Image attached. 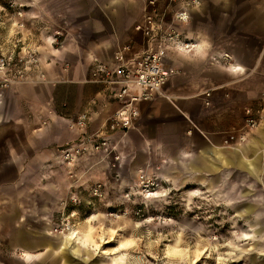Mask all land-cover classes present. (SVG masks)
<instances>
[{
  "label": "rangeland",
  "instance_id": "1",
  "mask_svg": "<svg viewBox=\"0 0 264 264\" xmlns=\"http://www.w3.org/2000/svg\"><path fill=\"white\" fill-rule=\"evenodd\" d=\"M30 10L27 0H0V54L15 59L13 71L29 76L0 91L42 79L47 62L58 58L54 73L64 62L75 79L58 85V105L73 104L78 83H83L82 96L90 101L96 84L90 81L94 54L83 64L69 66L61 50L65 35L43 33L39 26L35 30ZM57 33L59 41L54 40ZM31 49L40 58L38 66L28 61ZM222 53L230 58L222 54L219 59L232 68L233 53ZM245 101L239 123L218 133L213 142L193 132L190 122H182L178 129L163 131L158 146H142L135 138V148L128 131L116 135L109 150L75 160L62 159V145L47 152L48 160L27 152L16 164L7 162L2 152L0 264H264V115L258 103ZM95 103L96 98L89 105ZM248 109L258 120L254 127L247 123ZM99 129L90 128L89 133ZM12 136L9 130L0 138ZM253 138H260L263 146L245 161L260 158L256 178L244 168L222 163L218 170L189 165L202 149L235 150ZM245 204L255 205L256 211L244 212ZM72 232L77 235L73 240ZM44 238L53 243L41 244ZM61 239L69 243L65 257L54 247ZM53 257L56 261L49 262Z\"/></svg>",
  "mask_w": 264,
  "mask_h": 264
},
{
  "label": "crops",
  "instance_id": "2",
  "mask_svg": "<svg viewBox=\"0 0 264 264\" xmlns=\"http://www.w3.org/2000/svg\"><path fill=\"white\" fill-rule=\"evenodd\" d=\"M27 1L35 19L32 26L35 30L39 26L43 33L61 31L65 35L61 50L69 66L83 64L91 54L111 60L117 48L127 42L135 43L136 50L142 46L135 24L142 17L145 0ZM185 28L199 46L191 53L179 50L169 53L167 66L176 72L162 95L141 105L137 125L126 135L135 148L138 146L135 138L141 140L142 146L147 142L160 145L163 131L178 129L182 122H190L193 132L213 142L218 133L239 123L247 98L253 104L258 103L264 115V0H203L193 10L192 20ZM223 51L233 53L232 68L219 59ZM54 62L59 59L47 62L42 79L21 81L0 91V136L9 130L14 134L3 141L0 138V154L7 155V162L22 161L21 155L27 152L42 159L48 151L76 139L78 132L70 127L72 117L84 110L90 111V128H101L115 108L98 84L94 85L90 101L85 100L83 83H78L79 92L72 105L64 102L59 106L58 85L70 84L75 79L64 62L58 63L60 70L54 73ZM242 72L247 74L241 78ZM207 91H211L208 97ZM94 98L96 103L89 105ZM207 99L210 105H206ZM262 144L260 138H253L235 150L207 147L202 149L203 154L193 156L190 163L201 159L209 165L207 169L215 170L221 163L240 167L256 178L260 158L247 162L245 156ZM243 210L254 213L256 206L245 204ZM39 241L43 245L53 243L49 238ZM54 247L61 249L65 257L64 239ZM55 261V257L49 260Z\"/></svg>",
  "mask_w": 264,
  "mask_h": 264
},
{
  "label": "built area",
  "instance_id": "3",
  "mask_svg": "<svg viewBox=\"0 0 264 264\" xmlns=\"http://www.w3.org/2000/svg\"><path fill=\"white\" fill-rule=\"evenodd\" d=\"M202 4L203 0L144 1L142 17L135 24V30L142 37L141 48L136 50L135 43L127 42L117 48L111 60L95 57L92 62L90 81L100 85L103 95L115 104L114 110L95 133H89L90 111L80 112L71 118L70 127L79 135L76 140L59 148L62 159L75 160L87 153L109 150L116 135L126 134L136 127L141 105L162 95L165 85L176 72L167 66L169 53L172 50L191 53L199 46L185 27L192 20L193 10ZM60 34L54 36L55 41H59ZM222 58L228 60L230 55L224 53ZM17 61H22V58ZM28 61L38 66L40 58L36 49L30 50ZM13 63L15 59L12 56L0 54V88L29 78L22 70L13 71ZM205 95L210 96L211 91ZM205 103L210 105L208 99ZM247 114L248 125L256 126L258 120L251 109Z\"/></svg>",
  "mask_w": 264,
  "mask_h": 264
},
{
  "label": "water",
  "instance_id": "4",
  "mask_svg": "<svg viewBox=\"0 0 264 264\" xmlns=\"http://www.w3.org/2000/svg\"><path fill=\"white\" fill-rule=\"evenodd\" d=\"M190 167L204 170L209 168V165L201 159H196L190 163Z\"/></svg>",
  "mask_w": 264,
  "mask_h": 264
},
{
  "label": "bare ground",
  "instance_id": "5",
  "mask_svg": "<svg viewBox=\"0 0 264 264\" xmlns=\"http://www.w3.org/2000/svg\"><path fill=\"white\" fill-rule=\"evenodd\" d=\"M69 237L73 240L74 238H76L77 237V235L74 233V232H72L70 235H69ZM65 242H64V244H65V246H69L68 244V240L66 239V240H64Z\"/></svg>",
  "mask_w": 264,
  "mask_h": 264
}]
</instances>
